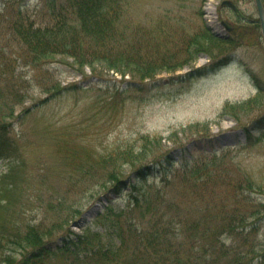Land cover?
Here are the masks:
<instances>
[{
	"label": "rangeland",
	"instance_id": "1",
	"mask_svg": "<svg viewBox=\"0 0 264 264\" xmlns=\"http://www.w3.org/2000/svg\"><path fill=\"white\" fill-rule=\"evenodd\" d=\"M224 1L131 0V18L141 23L147 17L154 21L160 18L169 29L171 35L162 41V49L174 56L178 67L147 78L100 65L85 66L84 75L60 68V88L67 84L79 88L65 90L54 99L34 81L23 103L6 118L30 172L14 214L27 216L24 221L23 216L13 221H20L23 233L39 232L41 238L11 252L10 264L27 260L30 264H176L171 255L161 261L165 245L140 237L141 230L148 229L150 236L156 226H167L153 214L139 219L143 209L136 206L129 213L136 204L132 200L136 193L145 196L144 204L176 201L182 219L190 215L187 221L174 223L179 229L193 225L194 231H201L204 216L219 210L229 218V210L236 205L238 217L252 213L264 216V40L260 24L241 21L222 7ZM229 1L251 18H258L254 0ZM26 2L30 10H40L47 1ZM16 3L18 0H0V12L12 8L6 19L14 17ZM211 7L215 13L208 12ZM222 22L234 26L233 33ZM228 33L231 40L220 37ZM191 36L201 45L193 50L190 61L183 62L186 56L180 55V47ZM12 44L8 37L0 40L7 53ZM14 55L13 51L5 56ZM21 69L31 76L28 67L17 70ZM129 82L140 86L129 88ZM118 89L123 91L114 106H106ZM45 99L46 103L40 104ZM29 108L33 110L24 115ZM146 142L142 155L137 150L119 166L123 159L117 158L119 153ZM67 148L73 154H66ZM110 155L111 161L103 160ZM160 161H172L168 176L160 173ZM5 165L0 163V169ZM196 168L203 174L197 181ZM118 169L119 177H125L119 186L121 194L94 185L95 179L116 174ZM143 169L135 188L137 170ZM226 200L229 210L224 206ZM111 204L120 215L108 212ZM161 209L168 211L167 207ZM210 237L206 243L211 242ZM256 237V248H263L264 222ZM192 238L182 236L180 230L177 238L160 241L173 245L176 251L185 244L179 257L198 255L197 247L191 249ZM232 239L229 237L227 243ZM111 245L114 250L108 252Z\"/></svg>",
	"mask_w": 264,
	"mask_h": 264
},
{
	"label": "trees",
	"instance_id": "2",
	"mask_svg": "<svg viewBox=\"0 0 264 264\" xmlns=\"http://www.w3.org/2000/svg\"><path fill=\"white\" fill-rule=\"evenodd\" d=\"M26 1L18 0L14 17L9 16L6 19L7 12L12 14V8L0 12V40L4 37L10 38L13 44L9 48L11 52H15L14 56L7 58L5 55L11 52L7 53L6 47L0 45V163L6 164L5 168L0 170V264H10L11 252L34 244L41 238L38 236L39 232H31L28 235L23 233L20 221L14 223L17 218L23 216L24 221L27 216L14 214L30 172L24 151L13 137V130L9 128L11 122L6 118L12 116L17 104L23 103L27 92L35 85L34 81L41 84L46 93L50 91V97L54 99L65 90L79 88L77 84L65 89L60 88L57 79L60 68L81 72L85 66L100 65L115 72H130L147 78L160 70L178 67L174 56L163 53L162 49V41L165 42V38L171 35L169 29L162 25L160 18L154 21L147 17L145 23L131 18V0H46L40 10H30ZM206 37L211 38L209 35ZM197 41V37L191 36L181 45L179 53L186 56L183 62L191 60L193 50H197L201 45ZM21 67H28L32 72L31 76L29 71L17 70ZM106 84L111 83L107 81ZM139 86L133 82L127 83L129 88L138 89ZM109 91L110 89L104 91V94L108 95ZM122 91L118 89L111 93L110 99L104 104L114 106L113 103ZM46 100H42L40 104L46 103ZM32 110L33 108H29L24 115ZM21 117L23 115L19 116L20 119ZM94 125L95 123L92 126ZM146 144L148 142L142 144V147L131 146L132 150L119 153L117 158H123L119 166L122 162H128L129 158L126 156L131 157L137 150L140 151L138 154L142 155L147 150ZM66 151V154H73L72 149L67 148ZM111 159V155L103 158L110 161ZM171 162L160 161L159 171L163 173V177L171 173ZM184 166L191 167L188 163ZM72 168L83 170L77 165H72ZM144 170H137L139 176L133 185L135 188H138ZM119 171L120 169L116 170V174L111 172L95 179L94 185L101 186L100 189L103 188L105 192L121 194L119 186L125 183V177H119ZM201 172L199 169L197 173L194 172L195 181L203 177ZM187 180L193 183L190 178ZM52 195L56 196L57 193L53 192ZM144 199L145 196L136 193L132 198L136 204L131 205L128 211L131 213L136 206L137 209H143L139 219L145 220L147 215L153 214L152 216H159L157 220L167 226H156L150 236L148 229L139 231L141 238L147 236V242L166 246L161 261H167L169 258L166 257L171 255L175 256L176 264H264V247L256 248L254 242L260 225L264 222V216L257 217L252 213L238 217V206L229 210L230 206L226 200L224 206L230 211L229 218L217 210L200 220L205 228L196 232L192 229L193 225L188 228L185 225L180 229L179 225L174 226L177 220L180 223L185 222L190 216H184L182 219L176 201L144 204ZM112 204L108 212L111 215H120L114 213L117 209ZM162 207H167L168 211L162 212ZM180 230L182 236L193 237L191 249L197 247L200 250L198 255L189 253L179 257L181 251L184 252L185 244L176 251L173 245L160 241L177 238L180 236ZM114 232L118 233L116 230ZM210 234L211 242L206 243L205 240ZM229 237L233 239L227 243ZM111 250H114L112 245L107 247L108 252ZM27 261L21 264H30V261ZM126 264L132 263L127 261Z\"/></svg>",
	"mask_w": 264,
	"mask_h": 264
},
{
	"label": "water",
	"instance_id": "3",
	"mask_svg": "<svg viewBox=\"0 0 264 264\" xmlns=\"http://www.w3.org/2000/svg\"><path fill=\"white\" fill-rule=\"evenodd\" d=\"M255 2L257 4V13L259 14V22L261 24V33L263 34V39H264V5H263L262 0H255ZM222 4L224 7H228L231 10H233L240 19L242 20L244 19L248 22H253V20L246 13L242 12V10L240 9L237 3L226 0ZM224 25H226L229 31L232 30V28L226 23H224Z\"/></svg>",
	"mask_w": 264,
	"mask_h": 264
},
{
	"label": "bare ground",
	"instance_id": "4",
	"mask_svg": "<svg viewBox=\"0 0 264 264\" xmlns=\"http://www.w3.org/2000/svg\"><path fill=\"white\" fill-rule=\"evenodd\" d=\"M216 9L214 7L208 8V12L215 13Z\"/></svg>",
	"mask_w": 264,
	"mask_h": 264
}]
</instances>
